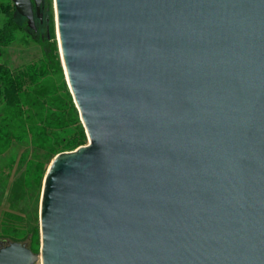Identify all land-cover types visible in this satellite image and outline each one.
Instances as JSON below:
<instances>
[{
  "label": "water",
  "instance_id": "1",
  "mask_svg": "<svg viewBox=\"0 0 264 264\" xmlns=\"http://www.w3.org/2000/svg\"><path fill=\"white\" fill-rule=\"evenodd\" d=\"M37 30L44 0H12ZM86 144L52 159L39 252L0 264H264V0H54Z\"/></svg>",
  "mask_w": 264,
  "mask_h": 264
},
{
  "label": "rangeland",
  "instance_id": "2",
  "mask_svg": "<svg viewBox=\"0 0 264 264\" xmlns=\"http://www.w3.org/2000/svg\"><path fill=\"white\" fill-rule=\"evenodd\" d=\"M0 4L8 5L10 11L14 7L11 0H0ZM42 7L43 14H54V0H44ZM5 22L6 15L0 12V28ZM36 24L37 31L31 28L17 30L15 39L1 47L0 64L16 71L35 63L44 70L47 80L66 79L55 23L49 27L38 21ZM4 106L5 101L0 98V112ZM73 131L71 127L59 131L58 138L69 136ZM56 139L52 138V141ZM53 158L52 153L35 146L30 135L0 152V240L21 241L30 245L31 233L38 230L40 234L41 193Z\"/></svg>",
  "mask_w": 264,
  "mask_h": 264
},
{
  "label": "trees",
  "instance_id": "3",
  "mask_svg": "<svg viewBox=\"0 0 264 264\" xmlns=\"http://www.w3.org/2000/svg\"><path fill=\"white\" fill-rule=\"evenodd\" d=\"M15 7L10 11L8 5L0 4V12L6 15L5 25L0 28V49L15 39L17 30L29 28L28 21ZM43 16V24L47 27L55 23L51 12L46 15L44 13ZM58 66L62 72L59 61ZM45 77L44 70L35 63L16 71L0 64V98L5 101L0 112L1 153L15 141L29 135L35 146L45 149L53 156L62 151L73 150L89 140L66 79L62 77V80H47ZM70 127L74 128L73 133L59 139V131ZM52 138L57 139L53 142ZM30 236L29 246L34 252H38L39 231L36 230Z\"/></svg>",
  "mask_w": 264,
  "mask_h": 264
},
{
  "label": "flooded vegetation",
  "instance_id": "4",
  "mask_svg": "<svg viewBox=\"0 0 264 264\" xmlns=\"http://www.w3.org/2000/svg\"><path fill=\"white\" fill-rule=\"evenodd\" d=\"M44 17V16H43ZM43 17L39 18L38 16H36V22L38 21L40 24H43ZM37 25V24H36ZM37 31V30H35ZM5 241L0 240V246L4 244Z\"/></svg>",
  "mask_w": 264,
  "mask_h": 264
},
{
  "label": "bare ground",
  "instance_id": "5",
  "mask_svg": "<svg viewBox=\"0 0 264 264\" xmlns=\"http://www.w3.org/2000/svg\"><path fill=\"white\" fill-rule=\"evenodd\" d=\"M54 14H55V9H54ZM57 35H58V32H57ZM58 39H59V37H58Z\"/></svg>",
  "mask_w": 264,
  "mask_h": 264
}]
</instances>
